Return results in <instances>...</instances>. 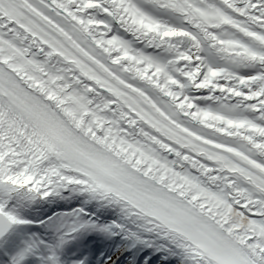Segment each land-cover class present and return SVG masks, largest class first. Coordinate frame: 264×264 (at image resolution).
Masks as SVG:
<instances>
[{
	"label": "snow or ice",
	"instance_id": "6c2138e0",
	"mask_svg": "<svg viewBox=\"0 0 264 264\" xmlns=\"http://www.w3.org/2000/svg\"><path fill=\"white\" fill-rule=\"evenodd\" d=\"M0 264H264V0H0Z\"/></svg>",
	"mask_w": 264,
	"mask_h": 264
}]
</instances>
